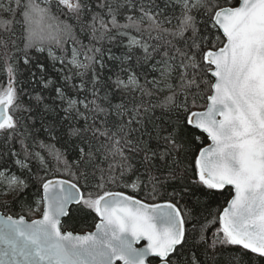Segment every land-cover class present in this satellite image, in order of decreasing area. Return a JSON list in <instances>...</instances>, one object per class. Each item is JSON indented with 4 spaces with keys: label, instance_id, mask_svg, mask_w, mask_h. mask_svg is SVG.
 <instances>
[{
    "label": "snow or ice",
    "instance_id": "obj_1",
    "mask_svg": "<svg viewBox=\"0 0 264 264\" xmlns=\"http://www.w3.org/2000/svg\"><path fill=\"white\" fill-rule=\"evenodd\" d=\"M0 264H264V0H0Z\"/></svg>",
    "mask_w": 264,
    "mask_h": 264
},
{
    "label": "trees",
    "instance_id": "obj_2",
    "mask_svg": "<svg viewBox=\"0 0 264 264\" xmlns=\"http://www.w3.org/2000/svg\"><path fill=\"white\" fill-rule=\"evenodd\" d=\"M81 39H84V42L87 43V40L84 37H81ZM227 195V194H225ZM224 203V198L221 197L216 203L213 204V207L215 208L217 204L222 205ZM74 209V207H72ZM15 211H19L18 206L15 208ZM32 218H38V217H29V219ZM66 229L74 230L77 233H81L84 231H92L94 228L93 223V216H84L82 214H78L73 210L71 216L67 217L63 221Z\"/></svg>",
    "mask_w": 264,
    "mask_h": 264
},
{
    "label": "water",
    "instance_id": "obj_3",
    "mask_svg": "<svg viewBox=\"0 0 264 264\" xmlns=\"http://www.w3.org/2000/svg\"><path fill=\"white\" fill-rule=\"evenodd\" d=\"M70 207H74V206H70ZM66 218H67V217L63 218V221H64ZM93 230H94V229H93ZM93 230H92V231H93Z\"/></svg>",
    "mask_w": 264,
    "mask_h": 264
}]
</instances>
